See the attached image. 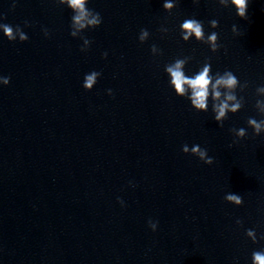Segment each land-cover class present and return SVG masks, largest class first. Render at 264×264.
<instances>
[{"label": "clouds", "instance_id": "clouds-1", "mask_svg": "<svg viewBox=\"0 0 264 264\" xmlns=\"http://www.w3.org/2000/svg\"><path fill=\"white\" fill-rule=\"evenodd\" d=\"M58 6H66L69 8L73 15L71 17L70 24V35L73 38L79 37L83 40V45L80 48L81 52L88 51L91 41L84 37L82 33L85 30L95 29L102 23V17L99 12L88 8L89 0H55ZM199 0H193L194 4H197ZM218 3L222 7H233L236 10V15L241 19L247 20V10L249 0H218ZM176 7L175 0H165L163 8L167 12H171ZM209 25L212 29L218 27V21L213 19L209 21ZM29 26L28 22H25V27ZM0 30H2L4 36L9 41H16L19 39L20 42L28 40V36L21 29L20 26L13 27L9 24L0 23ZM161 32L167 33L168 29L162 27ZM234 35H240L237 31V27L233 25L232 28ZM45 37L50 35L48 29H43ZM181 38L184 42H188L193 37L196 41L207 44L210 50L215 53L219 50L221 45L218 42V33L215 31L205 36L204 25L202 21L195 18L185 19L180 24ZM149 38V32L147 29H141L139 34V41L145 42ZM152 54H162L161 50L153 44L151 46ZM104 58H107V52L103 54ZM191 57L177 58L174 62L165 65V72L169 76V86L174 89L175 94L178 97L186 98L190 101L191 107L197 112H207L209 108V99H211V109L214 113V120L222 128L223 122L228 118V114H235L242 109L244 106V97L237 96V89L243 92L248 87V82L245 81L243 84L240 83L238 78L230 70L224 71L222 74L217 72L215 75L212 74L211 64L209 61H205L200 70L192 76L185 74V66L189 62ZM101 76L100 72L92 71L85 75L83 81V88L86 91H91L96 85L98 78ZM10 77L0 76V84L7 86L10 83ZM108 95H113L112 90L108 89ZM256 94L264 97V86L256 88ZM255 108L260 116L264 117V99H257ZM247 125L253 130V136H259L264 134V119L259 121L255 118L249 117ZM235 139L232 141L233 144L238 143L240 140L247 136L245 128H232L230 129ZM231 147V145H229ZM182 152L196 156L206 165H212L214 158L208 155L206 148H201L199 145H193L191 148L187 144L182 146ZM226 202L241 206L243 204V198L239 194L227 193L224 197ZM118 202L121 206H124V201L118 198ZM236 223L242 225V221L237 219ZM148 226L156 231L158 222H154L151 219L148 221ZM246 236L253 242L257 243V233L253 229H247L245 232ZM260 239H264V235L260 236ZM252 264H264V249L253 251L252 253Z\"/></svg>", "mask_w": 264, "mask_h": 264}]
</instances>
